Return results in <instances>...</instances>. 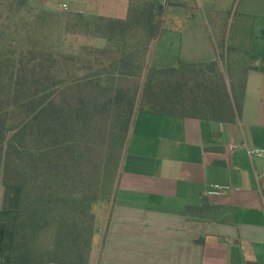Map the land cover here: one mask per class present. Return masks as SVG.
I'll use <instances>...</instances> for the list:
<instances>
[{
  "label": "trees",
  "instance_id": "obj_1",
  "mask_svg": "<svg viewBox=\"0 0 264 264\" xmlns=\"http://www.w3.org/2000/svg\"><path fill=\"white\" fill-rule=\"evenodd\" d=\"M164 10L133 0L124 18L61 10L53 23L29 0H0V183L19 188L8 264H88L94 206L111 201L136 110L238 119L258 57L227 45L210 63L147 66ZM225 210L203 201L185 212Z\"/></svg>",
  "mask_w": 264,
  "mask_h": 264
},
{
  "label": "crops",
  "instance_id": "obj_2",
  "mask_svg": "<svg viewBox=\"0 0 264 264\" xmlns=\"http://www.w3.org/2000/svg\"><path fill=\"white\" fill-rule=\"evenodd\" d=\"M121 1L128 9L133 0ZM62 4L84 15L126 16L114 12L117 0ZM164 7L147 66L210 63L232 45L257 56V67L246 74L234 123L134 112L98 229L95 212L88 264H264V157L247 154L264 150V0H168ZM156 44L162 48L152 55ZM231 143L239 147L230 151ZM18 200L17 186L0 183V264L9 263ZM203 201L226 210L218 219L187 215L188 205Z\"/></svg>",
  "mask_w": 264,
  "mask_h": 264
},
{
  "label": "rangeland",
  "instance_id": "obj_3",
  "mask_svg": "<svg viewBox=\"0 0 264 264\" xmlns=\"http://www.w3.org/2000/svg\"><path fill=\"white\" fill-rule=\"evenodd\" d=\"M32 4H35L37 5V8H42L43 10H46L47 12H51V18H52V22L55 23V18H54V13H59L61 12V8L59 7L58 4H62L64 2H67V0H29ZM117 3H118V6L116 8H114V12H116L118 14V16H121L123 17L126 12H127V5L123 4V2L121 0H117ZM71 10V9H70ZM69 10V6H68V10H65L67 12L70 11ZM113 10V9H112ZM46 13L42 14V15H48ZM124 12V13H123ZM202 12V11H201ZM173 24V22L171 20H167L166 21V24L168 27ZM176 24V23H174ZM223 27L226 25V23L224 22L223 24ZM89 38H86L84 36H79V39L76 41V43L74 44L73 42V38L72 36H67L66 37V43L67 45H71L72 43L74 45H76L75 47H78L79 45L81 44H84V43H89ZM104 40L102 39H96V43L97 44H100V43H103ZM157 45V44H156ZM154 46L153 47V50H152V55H153V52H157L159 48H162L161 45H157V46ZM168 49V48H167ZM167 49H164L163 50V53H164V56L166 57L165 60H170L169 62H173L171 59L172 58V55L171 54H166L164 51H166ZM168 57V58H167ZM150 64H153V61L150 62ZM151 66V65H150ZM98 207L96 208V206H94V212H96L97 216H98V222H96V227L97 229L101 226V224H99V222L102 220L103 218V213H101V211L104 209V203L100 202L98 204H96Z\"/></svg>",
  "mask_w": 264,
  "mask_h": 264
},
{
  "label": "built area",
  "instance_id": "obj_4",
  "mask_svg": "<svg viewBox=\"0 0 264 264\" xmlns=\"http://www.w3.org/2000/svg\"><path fill=\"white\" fill-rule=\"evenodd\" d=\"M168 0H162V3L165 5ZM59 7L62 10H67V5L66 4H61ZM239 147V144L236 143H231L228 145V150L232 151L236 148ZM247 154L250 156H258V157H264V150L260 148H248L247 149Z\"/></svg>",
  "mask_w": 264,
  "mask_h": 264
}]
</instances>
